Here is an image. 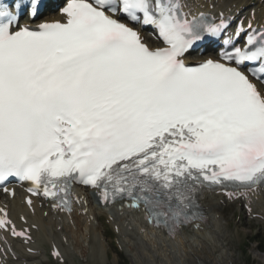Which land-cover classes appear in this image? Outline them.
I'll use <instances>...</instances> for the list:
<instances>
[{"label": "snow or ice", "instance_id": "6c2138e0", "mask_svg": "<svg viewBox=\"0 0 264 264\" xmlns=\"http://www.w3.org/2000/svg\"><path fill=\"white\" fill-rule=\"evenodd\" d=\"M215 6L64 0V22L30 28L45 0H0V186L69 212L83 186L169 239L204 219L206 194L264 190V10ZM203 45L215 58L189 64Z\"/></svg>", "mask_w": 264, "mask_h": 264}, {"label": "bare ground", "instance_id": "6f19581e", "mask_svg": "<svg viewBox=\"0 0 264 264\" xmlns=\"http://www.w3.org/2000/svg\"><path fill=\"white\" fill-rule=\"evenodd\" d=\"M218 1L220 2L221 0ZM254 1L255 8H259V12H262V10H264V5L260 4L259 0ZM241 2L242 0H236L234 4H239ZM83 192H85L84 200L87 204V207L83 208L87 209V213L85 214V216L77 215L76 213H74L68 218L57 217L60 220L57 225H60L62 227L61 230H64L66 232L70 227L66 221L69 222V220H72L76 231L79 232L82 237H86V234L89 233L91 235L89 237L95 240L97 245L96 236L99 232V225L102 220V216L101 214L93 215L90 213V202L95 201L93 197L90 196L91 193H88V190H84ZM258 198L259 200L264 199V194L258 196ZM19 199L20 197H18V199L15 197L12 199V201H8L9 208L13 215L18 212L25 214V208L22 204H19L22 202ZM219 201H221V197L215 195H207L204 197L202 203L203 206L209 211V213H211L213 212L215 206L220 209V206H218ZM225 204L227 203L225 202ZM48 210L49 209L47 207L46 209H42L41 212L47 211L48 215L52 217ZM112 210V212L115 214V217L112 221L113 225H118L121 232L126 234L129 233L133 237V240H135L136 242L134 247L137 250L148 252L151 259L160 258V261H162L163 264H207V262L208 264H219V262L221 261L218 260L220 258L219 254L222 253L225 245L223 244V241L219 240L220 235L218 232H220L221 230L218 224V219H211L209 217V219L205 220V223L200 224L195 228H191L189 227V225L188 228H184V230L182 229L180 234L177 235L175 239H169L164 233L157 231L149 226L147 224V221H145L135 211L126 213L123 210H119L116 208H113ZM118 213L121 214L119 215ZM61 216L64 215L61 214ZM91 216L93 217V221H96L97 223H91L89 221ZM41 222H43V224ZM45 222H48V224H50L49 221L43 220L42 218L37 220L34 218L32 220H27L26 226L37 225V231H32V237H35L38 234H41L43 237V233L45 232L46 228L44 224ZM87 222H89V224ZM213 235L217 239H215ZM54 236L55 238L53 239H56V237L59 235L54 234ZM52 243L55 244V242ZM133 243L134 242H132V244ZM17 247L18 249L22 248L24 250V247L26 246L18 244ZM27 247L31 248L29 246ZM130 248L135 249L133 247ZM221 264L225 263L221 262Z\"/></svg>", "mask_w": 264, "mask_h": 264}, {"label": "rangeland", "instance_id": "374dc122", "mask_svg": "<svg viewBox=\"0 0 264 264\" xmlns=\"http://www.w3.org/2000/svg\"><path fill=\"white\" fill-rule=\"evenodd\" d=\"M223 214L227 219L232 216V212L229 208L225 209ZM238 221L244 222L243 218H239ZM232 228L233 227H222L224 230L221 234L222 239L224 237L223 235L226 234V230H228L230 241H226L224 238L223 243L226 247L223 248L222 253L219 254L220 258L218 260H221L219 264H221V262H224L225 264H264V236L261 235L262 230L258 231L254 225H247L246 223L243 224L242 227H239L238 224V227L234 229ZM257 235L259 239L257 241H253ZM214 238L217 239L216 237ZM133 242V245H135V240ZM133 248L135 247L133 246ZM44 249L47 252L48 247L44 246ZM131 249L132 248L128 249L127 251L129 253L126 252L127 255L124 256L129 264H163L162 261H160V258L151 259L149 257V253L146 251L137 250L135 248V250L138 251L135 253V251H132ZM83 250L84 253H80L79 251H81V249L77 248V255L75 256L70 255V253L67 252L66 256L68 257V264H116L118 261L117 255L112 254V248L111 250L108 249L106 253L98 250L100 254L97 253L96 255V251L89 252V250ZM80 258L84 261L80 260ZM38 264H42V261Z\"/></svg>", "mask_w": 264, "mask_h": 264}]
</instances>
